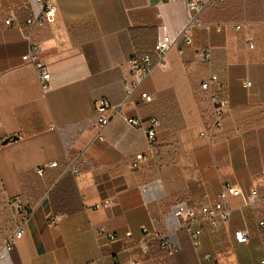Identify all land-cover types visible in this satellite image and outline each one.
<instances>
[{"label": "crops", "instance_id": "1", "mask_svg": "<svg viewBox=\"0 0 264 264\" xmlns=\"http://www.w3.org/2000/svg\"><path fill=\"white\" fill-rule=\"evenodd\" d=\"M53 1L56 18L33 35L51 73V88L44 90L34 65L23 61L30 46L25 29L5 24L11 10L22 23L40 6L36 0H0V245L16 228L18 214L9 200L22 196L34 210L23 238L0 264H127L129 258L158 264L151 251L158 244L154 231L181 247L177 264H207L200 262L205 253L220 264H264V0L207 7L202 18L209 28L195 27L193 46L179 41L143 81L136 98L147 92L154 101L127 105L125 113L157 118L159 146L138 169L131 167L136 155L149 153L145 132L118 116L105 141L96 140V104L102 98L114 105L124 101L128 60L151 52L155 61L154 45L186 26L185 3ZM203 47L212 48L211 64L197 52ZM211 71L230 101L224 131L213 141L200 135L212 115L200 85ZM81 153L86 161L74 175L68 163ZM53 162L58 166L49 167ZM40 167H46L44 175ZM226 183L246 194L257 188L260 199L245 205L232 198L230 221L206 226L197 251L174 212L213 203ZM106 200L110 205H103ZM53 217L59 222L51 226ZM100 225L120 240L98 241L92 228ZM241 228L250 231L247 244L234 239Z\"/></svg>", "mask_w": 264, "mask_h": 264}, {"label": "built area", "instance_id": "2", "mask_svg": "<svg viewBox=\"0 0 264 264\" xmlns=\"http://www.w3.org/2000/svg\"><path fill=\"white\" fill-rule=\"evenodd\" d=\"M168 1L185 3L188 21L184 29H182L175 38L165 35L155 44L153 50V55L156 56L155 61L152 60V54H144L141 56L136 55L128 60L129 73L126 78V97L124 101L120 104L113 105L107 98H102L96 104V112L98 114L96 140L105 141L106 129L118 116L122 117L132 127L141 129L145 132L149 153H138L136 155L135 161L131 164V167L134 169H138L143 162L148 161L158 152L156 145L158 144V128L160 126V121L157 118H152L146 121L139 116L130 117L125 113L126 106L130 104L138 106L154 101L153 96L147 92H142L139 98H136V94L140 90L143 81L151 75L153 69L157 65H162L164 63L166 55L173 47L177 46L179 41H183L185 45L193 46V29L201 26L209 28L210 26V24H205L202 18L205 9L224 0ZM36 2L40 6V11L37 14L26 18L24 22L21 23L18 12L16 10H11L5 20V24L8 26L17 24L25 29L26 37L30 42V46L28 51L23 55V61L34 65L42 88L48 90L51 88V73L47 64L41 58L42 43L35 41L33 35L36 28H46L49 26L50 22L56 18L58 14V7L53 0H36ZM241 27V24L236 25L237 29H240ZM246 43L249 49L255 47L254 40L250 35H246ZM197 52L204 62L208 64L212 63L213 55L211 47L198 48ZM179 53L183 54L184 49L180 48ZM244 84L246 87L252 85L251 81L248 79L244 81ZM200 91L206 95L212 110L208 128L202 131L200 135L213 141L224 131L225 116L230 106L229 97L226 94L219 75L212 71L210 72L209 77L201 82ZM85 161V155L84 153H81L75 160L68 163L67 170L74 175H77L80 172L78 168L79 165ZM57 166V162H53L49 165V167ZM45 169L46 167H40L37 169V172L40 175H43ZM234 197L242 198L245 205L255 204L260 199L257 188H252L251 191L246 194L239 185L226 183L213 203L204 205L199 210L197 208H189L183 205L175 210L174 214L183 221V229L188 232L195 250L198 251L202 248V237L206 230V226L216 228L221 223H228L230 221L232 213L231 199ZM9 205L15 207L18 216L16 228L7 235L0 245V262L5 260L8 253H11L16 249L18 242L25 234V225L34 212L33 208L26 204L22 196L10 199ZM103 205H110V201H104ZM103 205H96V207L98 208ZM58 222V217H53L49 220V225L54 226ZM262 226H264V222L259 223V227ZM92 230L98 241L101 238H107L111 242L120 240L117 234L109 231L104 225L95 226ZM142 230L145 235L150 234L147 227H144ZM152 235L154 240L158 243L159 248L165 251L168 256H175L179 252L178 245L171 242L163 234L154 231ZM131 236L132 233L128 231L126 237L129 238ZM250 237L251 234L247 228L237 229L234 232V239L239 244H247ZM142 245L146 252L150 251L151 247L149 241L143 242ZM125 250L129 251L130 247L125 245ZM102 260L104 262V257H102ZM114 262V264H119L117 260ZM200 262H205L207 264H220L211 253H205L200 258ZM135 263L136 262L132 258H129L127 264Z\"/></svg>", "mask_w": 264, "mask_h": 264}, {"label": "trees", "instance_id": "3", "mask_svg": "<svg viewBox=\"0 0 264 264\" xmlns=\"http://www.w3.org/2000/svg\"><path fill=\"white\" fill-rule=\"evenodd\" d=\"M17 11V10H16ZM18 12V11H17ZM155 46V45H154ZM144 54H151V52H147V53H143V54H140L138 56H141V55H144ZM111 103V102H110ZM112 104V103H111ZM114 105V104H113ZM152 119V118H150ZM149 120V119H148ZM147 121V120H146ZM159 145H156V147L158 148ZM45 173V172H44ZM44 175V174H43ZM179 247V246H178ZM181 247H179V252L175 255V256H168L167 253L163 250H161L159 248V245L157 244V246L154 248L152 247L151 248V251H154L155 252V259H156V262L158 264H177V256L179 255V253L181 252Z\"/></svg>", "mask_w": 264, "mask_h": 264}, {"label": "water", "instance_id": "4", "mask_svg": "<svg viewBox=\"0 0 264 264\" xmlns=\"http://www.w3.org/2000/svg\"><path fill=\"white\" fill-rule=\"evenodd\" d=\"M14 138H16V137H14ZM10 140H11V138L6 139V140L3 142V144H7L8 142H10Z\"/></svg>", "mask_w": 264, "mask_h": 264}]
</instances>
